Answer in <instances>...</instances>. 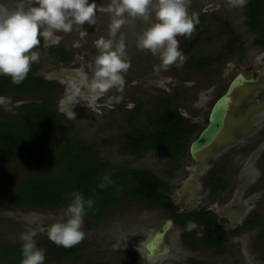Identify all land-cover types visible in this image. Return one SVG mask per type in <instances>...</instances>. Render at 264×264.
<instances>
[{
  "label": "rangeland",
  "instance_id": "1",
  "mask_svg": "<svg viewBox=\"0 0 264 264\" xmlns=\"http://www.w3.org/2000/svg\"><path fill=\"white\" fill-rule=\"evenodd\" d=\"M246 2L188 0V12L195 28L190 36L177 37L179 48L187 56L185 51L193 40L194 54L217 59L197 72L188 70L187 60L181 69L170 66L163 70L158 57L136 47V37L147 24L129 21L117 36L119 39L123 35L131 61V67L122 74L123 90L117 86L104 93H93L90 83L91 65L97 55L95 41L109 37L107 8L112 3V0H97L94 24L74 26L68 33L57 31L51 38L41 40L42 47L63 51L71 60L53 61L37 75L62 89L52 99L53 110L64 116L60 130L67 132L59 147L81 142L92 146L100 160L110 167L146 171L172 187L171 197L180 209L209 208L232 224L226 230L240 228L253 215H258L259 225L240 230L218 249L205 248L198 231L197 247L190 250L182 240L181 227L168 215L143 200L124 196L109 207V214L100 222L84 219L85 238L74 256L59 261L45 257L44 264H264L258 241L264 229V48L254 44L257 35L247 27ZM23 3L27 8L33 0ZM198 21L203 23L199 28ZM233 34L240 46L227 53L224 45L234 38ZM254 72L261 73L257 83L243 87L234 95L223 135L199 155L197 164L191 165L186 161L189 144L205 126L215 101L238 74L251 77ZM73 83L78 92L72 90ZM158 102L170 103L186 125L196 127L185 149L172 159L161 151H148L141 156L122 151L125 135L140 133L147 121L145 112ZM24 103L17 96L5 97L0 102V116L14 115ZM56 151L44 144L39 154L52 166ZM228 158L230 166L220 169ZM216 171L224 188L210 193L200 190V184L206 183ZM30 175L29 168L16 162L0 171V264H20L16 261L21 260L18 236L25 231H35L37 246L46 249L45 245L51 242L48 226L57 222L63 212L22 209L11 203L4 194ZM167 221L170 227L158 251L149 256L147 243Z\"/></svg>",
  "mask_w": 264,
  "mask_h": 264
},
{
  "label": "trees",
  "instance_id": "2",
  "mask_svg": "<svg viewBox=\"0 0 264 264\" xmlns=\"http://www.w3.org/2000/svg\"><path fill=\"white\" fill-rule=\"evenodd\" d=\"M245 10L247 27L257 35L254 44L264 48V0H247ZM197 24L196 27L199 28L203 23L198 21ZM232 37L234 38L224 45L227 53L239 45L236 42L237 36L233 34ZM194 44L195 41L192 40L185 51L190 64L189 71H202L217 61L194 54ZM34 50L39 51L40 59L31 65L22 83L16 85L8 77H0V97L17 96L26 101L17 107L14 115L0 116V171L11 162L31 170L28 178L4 194L15 207L64 210L69 203L66 194L79 191L86 199L90 197L94 201L93 208L87 211L84 219L100 222L109 214V207L120 198L128 196L143 200L151 208L168 215L182 228V240L191 250L197 247L198 231L201 232L205 248L218 249L240 230L259 225L258 215H253L243 226L228 232L216 228V219L211 212L177 214L169 197L170 187L167 182L146 171L110 167L100 160L92 146L81 142L59 147V144L64 143L67 132L60 130L64 116L53 110L52 99L61 87L37 74L53 61L63 63L71 59L63 51L42 47L41 43ZM145 116L147 121L144 129L135 135H125L126 142L122 145V151L133 156H141L148 151H161L172 159L181 154L196 132L195 126L186 125L177 116L170 103H156L150 111L145 112ZM44 144L57 149L52 166L39 154ZM105 175L110 176L112 183L100 188ZM223 186L221 177H217L215 182L205 185L203 191L210 193L215 189L222 190ZM258 238L264 256V229L260 231ZM79 247L80 243L64 248L49 242L45 245V257L63 260L74 256Z\"/></svg>",
  "mask_w": 264,
  "mask_h": 264
},
{
  "label": "clouds",
  "instance_id": "3",
  "mask_svg": "<svg viewBox=\"0 0 264 264\" xmlns=\"http://www.w3.org/2000/svg\"><path fill=\"white\" fill-rule=\"evenodd\" d=\"M95 10V0H33L27 8L23 0H12V3L0 0V76L8 77L16 85L22 83L31 65L40 59L39 51L34 49L41 40L51 38L57 31L68 33L74 26L94 24ZM107 11L110 13L109 37L95 41L97 55L91 65L90 83L93 93H104L117 86L123 90L122 74L131 67V61L123 35L119 39L117 36L129 21L147 24L136 37L137 49L158 57L163 70L170 66L183 67L187 57L180 50L177 37L190 36L195 28L188 12V0H112ZM72 90L79 91L74 83ZM4 99L0 97V102ZM69 115L75 117L74 112ZM103 179L100 188L112 183L109 175ZM66 199L69 203L60 219L48 226L47 236L55 245L70 248L84 240V217L93 208L94 201L79 191L67 193ZM35 236V231L19 234L20 264H44L45 249L37 246Z\"/></svg>",
  "mask_w": 264,
  "mask_h": 264
},
{
  "label": "water",
  "instance_id": "4",
  "mask_svg": "<svg viewBox=\"0 0 264 264\" xmlns=\"http://www.w3.org/2000/svg\"><path fill=\"white\" fill-rule=\"evenodd\" d=\"M242 74H238L232 79L224 92L213 104L208 114L206 126L199 132L197 137L193 139L189 146V156L192 162H197L199 155L205 150L212 147L223 135L229 112L234 101V95L241 90L245 84L252 83ZM170 227L167 221L162 225L160 231L155 233L154 237L147 243L146 250L149 256H153L159 249L163 238Z\"/></svg>",
  "mask_w": 264,
  "mask_h": 264
},
{
  "label": "flooded vegetation",
  "instance_id": "5",
  "mask_svg": "<svg viewBox=\"0 0 264 264\" xmlns=\"http://www.w3.org/2000/svg\"><path fill=\"white\" fill-rule=\"evenodd\" d=\"M244 8H245V5H244ZM260 72H254V74L251 76V77H245V75H243L247 80H252L253 82L252 83H248V84H245L243 87H245V86H251V85H254V84H256L257 83V81H258V78L260 77ZM211 110V109H210ZM207 121H208V116H207ZM206 124H207V122H206ZM206 124H205V126H206ZM204 126V127H205ZM203 127V128H204ZM202 128V129H203ZM201 129V130H202ZM200 130V131H201ZM199 131V132H200ZM199 132L197 133V135L199 134ZM197 135L194 137V139L197 137ZM193 141V140H192ZM191 141V142H192ZM191 144V143H190ZM190 144H189V146H190ZM188 156H187V162H189L191 165H192V163H194V165L195 164H197L198 163V161L195 163V162H192L191 161V159H190V156H189V147H188ZM264 156V155H263ZM186 162V163H187ZM230 162V158H228L227 159V163L225 162L224 164H222L221 166H220V169H224L225 167H227L228 168V166H230V165H227L228 163ZM208 173V172H207ZM206 173V174H207ZM205 178H207L208 176L206 175V176H204ZM217 177H218V172L216 171V173L214 174V175H212L211 174V176H210V179H208V180H206V183H201L200 184V190H204V187H205V185H207V186H209V184H212L213 182H215L216 181V179H217ZM205 178H203V179H205ZM210 180V181H209ZM207 190V189H206ZM171 192H172V187L170 188V195H169V197H170V199H171V201H172V203H173V205L176 207V209H177V214H188V213H194V212H197V211H203V212H211L212 214H213V216L215 217V219H216V228L217 229H220V230H222V231H234L235 229L233 228V229H229V230H226L225 229V227H228L229 225L230 226H232V224L230 223V222H227V219L225 218V217H218L217 215H216V213H214L212 210H210L209 208H207V209H198V210H186V209H184V210H182V209H180L179 208V206H177V204L175 203V201H174V199H172V197H171ZM247 221V219L244 221V223ZM223 223V224H222ZM228 225V226H227ZM234 225V224H233ZM182 229V228H181ZM249 230H251V229H249ZM160 231V230H159ZM182 233H183V230H182ZM191 250V249H190Z\"/></svg>",
  "mask_w": 264,
  "mask_h": 264
},
{
  "label": "snow or ice",
  "instance_id": "6",
  "mask_svg": "<svg viewBox=\"0 0 264 264\" xmlns=\"http://www.w3.org/2000/svg\"><path fill=\"white\" fill-rule=\"evenodd\" d=\"M237 2H240V0H237Z\"/></svg>",
  "mask_w": 264,
  "mask_h": 264
}]
</instances>
